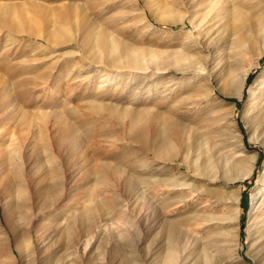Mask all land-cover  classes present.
Here are the masks:
<instances>
[{"label":"rangeland","instance_id":"374dc122","mask_svg":"<svg viewBox=\"0 0 264 264\" xmlns=\"http://www.w3.org/2000/svg\"><path fill=\"white\" fill-rule=\"evenodd\" d=\"M166 1L161 8L151 0L149 11L143 0H0V12L4 11L0 13V87L9 85L6 95L13 106L2 108L6 100L0 96V154L7 151L10 156L7 163L0 159V264L24 260L53 264L56 259L57 264H171L170 256L181 245L185 250L180 255L190 254L188 260L178 258V264H204V251L216 258L214 264H256L249 256L255 253L254 229L252 235L248 230L254 216L250 214V193L261 187L264 144L255 139V128L244 111L250 86L264 70V56L250 70L252 78L247 82L248 74L240 93H234L236 81H224L223 72L237 63L243 66L254 61L262 36L255 33L241 57L235 54V42L247 38L261 5L257 0H242L240 21L231 22L209 52L192 47L195 32L184 0H176V4ZM166 9L174 10L181 19L156 20L160 10ZM100 29L144 53L172 56L176 50H189L199 54L196 57L205 68H218L212 78L204 76L200 81L214 85L219 96L203 86L197 88L195 80H181L188 75L177 72L170 59L165 77L172 81L160 84L159 89L151 69L132 81L133 75L143 73L92 59L96 49L90 50L87 43L92 40L90 32ZM53 30L58 31L51 33ZM102 73L111 78L100 87L106 82H101ZM126 83L139 87L121 92L117 84ZM164 86L169 89L163 91ZM221 90L229 94L223 96ZM112 105L117 106L116 113L110 109ZM54 112L61 114V123L55 121ZM160 114L175 126L164 133L162 149L166 150L161 153L156 148L159 138L157 141L152 134L153 117ZM133 116L136 129L130 128ZM63 121L73 124L66 134L59 131ZM196 137L212 153L217 144L220 148L214 153L218 166L202 178L183 161L187 140ZM73 140L80 150L73 147ZM240 144L247 153L258 155L246 177L238 165L228 170L223 163L224 155L232 160L238 157ZM100 160L116 164L117 173L96 179L92 170ZM127 175L132 176L138 191L132 182H126ZM173 179L194 184L196 191L182 197V192L192 188L171 189L168 185ZM55 182L59 190L48 193L49 183ZM235 196L239 212L229 208ZM82 211L90 212L87 221L79 219ZM229 213L237 217L232 225L227 223ZM168 223L175 228L171 242ZM13 230L20 236L21 254L15 248ZM182 231L190 232L189 237L182 238ZM7 234L9 242L1 243Z\"/></svg>","mask_w":264,"mask_h":264},{"label":"bare ground","instance_id":"6f19581e","mask_svg":"<svg viewBox=\"0 0 264 264\" xmlns=\"http://www.w3.org/2000/svg\"><path fill=\"white\" fill-rule=\"evenodd\" d=\"M241 1L242 0H184L185 5H187L190 8V10L187 14V18H188L190 24L192 25L193 31L195 32V39L193 40L192 47L197 48V49H205V50H208L210 52L211 48H214L215 45L217 46L218 41L222 40V38L224 37L225 31L228 28V26L230 25V23L234 22V24H236L235 22L240 21V17L242 16V13H241L242 10L241 9L243 6L242 5L243 3L241 4ZM244 1H246V0H244ZM257 1H258V4L261 5V7H260L261 11L259 13V16L257 17L255 24L249 28L248 36L246 39H243V40L241 39V40H237V41L235 40L236 41L235 42V48H236L235 54L237 55V57H241L245 53L247 41H249V39L252 36H254L255 33L260 34L262 36V40H261V44L259 45L258 49L254 53L255 59H254V61H250V62L247 61L248 62L247 65L242 66L241 64L237 63L235 65V67L226 68V69L223 68V69H225L224 70L225 72L222 71L225 74L224 75V81L226 80L227 82H231V83H233V81H236L237 86H236V92H234L235 94L240 93L244 89V87L246 85V78H247L250 70L254 66H256L257 61L262 56H264V5L262 3V0H257ZM143 2L147 4L148 10L152 11L151 7H150L151 6V0H143ZM156 2L158 4V6L161 8L163 5L167 4L166 0H156ZM175 2H176V0L174 1V3ZM247 8H248V6H247ZM2 12H4V11H2ZM2 12H0V13H2ZM155 19L158 21H161V22L162 21H166V22L167 21H176L177 19H181V16L177 12H174V10L166 9V10H160L159 14L156 16ZM56 31H58V30H56ZM56 31L53 30L51 33H54ZM90 36H92L91 37L92 40L87 43V46L90 48V50L96 49V50L92 51V53H93L92 59H95V58L101 59V61L105 62L106 64H110L112 66H115L116 68H119V70H123L120 68L131 67V68H136L137 70L141 71V73H143L142 75L140 73H139L140 75L139 74L133 75L134 79L132 81H136L137 78L146 76L145 70L151 69L153 72L150 75H151V77H153V81H154V84L156 85V88L159 89L161 86L160 84H162L164 82L172 81L171 78L167 79L165 77V73L170 70V68H169V64H171V63H169V59H170L175 64V66H177V67H175L177 72H182V73H185L188 75L185 78H183L181 76L183 78L181 80H184V79L195 80L196 81L195 86L197 88H200L203 86L205 89H209L214 94V97L219 96V93L216 90L217 88L214 85H208L204 82H201L202 80H204L203 79L204 76H206L208 78H212L211 75H214L213 74L214 71H216L218 68H209V67L205 68V65H203L198 60V58L196 57V55H199V54L195 55L194 53L189 52V50H187V51L186 50H176L173 53H171L172 56H169V55L162 56L158 52L144 53L141 50L132 49L131 46L129 44H127L126 42L116 40L114 38V35L108 34L107 32L102 31L101 29L98 31L97 30L91 31ZM44 37L46 40L51 39L50 37H47V36H44ZM232 41H233V39H232ZM219 44H220V42H219ZM222 45H223V43H222ZM190 49H192V48H190ZM209 52H207V53L209 54ZM88 53H89V50H88ZM89 55H91V54H89ZM216 56H219V55H216ZM103 62H102V64H103ZM215 62H216V60H215ZM103 65H105V64H103ZM238 69L241 70L240 73H238V71H237ZM139 71H137V72H139ZM121 72L122 71H119V73H121ZM25 73H26V71H25ZM20 76H22V75L20 74ZM20 76H17V78ZM44 76H46V75H42L41 77H44ZM76 76H78V75H76ZM101 76H102L101 82L103 83L106 81L104 84L99 85L100 87H103L107 84V82H109V79L111 77L108 73H102ZM25 77H26V75H25ZM117 77H118L117 75H114V78H117ZM46 78L44 79V81L46 80ZM13 79H16V78H13ZM165 79H167V80L163 81ZM25 81L27 83H31L30 79H25ZM21 83L23 84V82H21ZM25 85H26V83L24 84V86ZM8 86L9 85H7V86L3 85L0 87V96H3L4 100H6L5 102H3L0 98L1 102L4 103V107H2V108H6V109L8 106H10L12 104V101H11L12 99L11 100H10V98L8 99L7 95H6L7 93H9V92H6L8 90L7 89ZM22 86L23 85H21V88H23ZM28 86H29V84H28ZM34 86H36V85L34 84ZM16 87H18V86H16ZM117 87L122 88L121 92H123L125 90L124 88L128 89L130 87H133L135 90L139 86L138 85L132 86V83H129V84L126 83V85H118L117 84ZM167 89H169V87H165V86L163 87V91H165ZM249 90H250V97L247 101V105L245 107L244 115L248 117L247 121L249 122V124L254 126V128H255L254 134H253L255 136V139H258L261 143L264 144V70L260 73V75L256 78V80L251 84ZM221 92H222L223 96L229 94V93H226L222 90H221ZM11 93H12V91H11ZM164 94H166V93H164ZM17 95H18V93H17ZM18 103H20V102H18ZM15 106H17V103L15 104ZM112 106H114V108L106 107L105 109L110 108L113 113H116L117 109L115 107H117V106L116 105H112ZM14 109H17V108L14 107ZM73 111H75V110H73ZM46 112H48V111H46ZM229 113L231 114L232 111H229L228 114ZM54 114H55V117H54L55 121L58 120V122H60L61 114H58V112H54ZM156 114H158V113H156ZM43 115H49V113L43 114ZM162 115L163 114H160V116L156 115L153 117L155 119V124H154L152 134L154 133L153 135H154L155 139L159 138V141L157 139L158 143L156 141V143L158 144V146H156V148L159 151V153H161L163 150H166L165 148L162 149L163 148V142L165 143V138H163L164 133L166 131L168 132V131L175 130V126H173L174 124L172 122L168 121V119ZM152 116H150V118ZM138 117H139V115H138ZM46 118H44L43 121H45ZM161 119L163 120V122L161 121ZM230 119H229L228 124H230V122H231ZM136 120L137 119H135L134 116L130 117V128L131 129H133V128L136 129L138 127L137 125H136L137 127H134ZM160 121L162 122V124L160 126H158L157 123H159ZM69 124H70V122H69ZM56 125H57V123H56ZM71 126L73 127V124L68 125V124H65V122L63 121V127L60 126L62 131L61 130H59V131L62 132L63 134H66L65 132H70ZM139 126H141V125H139ZM73 130H75V129H73ZM227 130H228V128L226 127L224 133H226ZM236 131H237V129H235V132ZM71 132H73V131H71ZM70 135L72 136L73 133ZM240 135L241 134L239 132L236 133V136L238 137L239 140H240ZM59 136H61V135H59ZM58 138L56 140H58V142L61 141L60 140L61 137L59 139ZM65 138H68V137H65ZM68 139H66V140L68 141ZM75 140H76V142H78L77 139H75ZM75 140H73V141L75 142ZM23 142H24V140H23ZM58 142L56 141V143H58ZM74 142H72V143H74ZM76 142L73 145V147H75V148L79 147V145H77ZM10 143L11 142L6 143L5 146L8 147L10 145ZM20 146H21V144H20ZM240 146L242 148V151H240L236 155L238 157L232 160L228 156L224 155L223 163L227 166L228 170H231L233 168V166L238 165L240 170L242 171L241 172L242 176L246 177L252 171L255 163L257 162V156L258 155L256 152L247 153L245 151L246 147L242 144H240ZM79 148H76V149H79ZM219 150H220V148H218V144H217V148H216V150H214V153L218 152ZM13 152H14V150H13ZM183 153H184L183 161L186 164V167H188V169L190 171H192L194 174H196V176H199L197 178H202L206 175H210L209 173H211L213 171V169L216 166H218L219 160L216 163L214 153H212L211 149L205 145V142L199 140L197 137L195 140H192V139L187 140V142L184 146V149H183ZM0 159H2V161H1L2 164L4 162L7 163V161L10 160L9 153H7V151H6V153L0 154ZM169 159H172V156ZM115 166H116V164L111 166L110 163L100 160L99 164H96V166L92 170V175L96 179L104 180L106 174L110 173V174L114 175L117 173V168ZM2 169H4V168H2ZM106 170H108L107 173H105ZM21 175H22V173H21ZM184 175H186V174H184ZM133 176H134V174H133ZM12 179H14V177ZM133 180L134 179L132 178L131 175H127L126 182L127 183L132 182V184H134L133 188L135 190H137V189L139 190V187L138 188L136 187V183H133ZM139 180H142V179L140 178ZM138 183H140V181ZM168 186H170L169 188L174 189V190L175 189L176 190H184L185 188H190V186H191L192 189H191V191H189V193H187V192L181 193L182 197L188 196L192 191H196L195 185L186 181V180H182V181L174 180V181H172V183H169ZM59 187H60V185L57 182L51 183V184L49 183V185L47 187V192L50 194H54L55 192H57L59 190ZM100 202H101V200H100ZM150 203L151 202H149V204ZM152 205L154 206V204H152ZM237 205H238V197L235 198L234 203L229 205V208L234 209V210L236 209V212H239ZM250 206H251L250 214L252 216L253 215L254 216L252 217V225L251 224L249 225L248 230H249V235H252L253 233H255V241H254L255 253L252 255L249 254V256L252 260L255 261L256 264H264V170H263L262 175H261V187L254 189V191H252L250 193ZM89 214H90L89 211H82V214L79 216V219L81 220V222L87 221ZM226 217L228 219L227 223H229L230 225L237 222V217L236 216L233 217L232 213L227 214ZM91 218H92V216H91ZM63 222H64V220H63ZM88 228H89V226H88ZM187 228H189V227H187ZM252 229H254L253 233H252ZM166 230H167V234H168L167 239L169 242H171L172 237L174 236V230H175L174 225L172 223H168V225H166ZM181 235H182L181 236L182 238L183 237L188 238L190 235V232L188 235L186 232L182 231ZM19 237L20 236H19L18 232L17 231L15 232L13 230V238L16 242L15 248L17 249L18 253L21 254L20 245H19V242H20ZM2 238H3V236H2ZM9 240H10V238L7 234V237H5L1 243H3V242L6 243L7 241L9 242ZM184 248L185 247L183 245H181L175 249L177 252L176 255L170 256L171 264H178L180 258L181 259L186 258L188 260L187 257L190 254V252H188V251H186L185 254L182 253L183 256L180 257L182 255V254L180 255V253L185 250ZM191 253H193V252H191ZM204 258H205L204 264H214L217 262L216 258H213V255L208 254L206 251H204ZM33 260H34V258H33ZM42 260H43V258H42ZM30 261L24 260L21 262V264H30L29 263ZM58 261L59 260L56 259V261H54L53 264H57ZM35 263H36V261L31 262V264H35ZM39 263H40V260H39ZM14 264H15V262H14ZM247 264H250V263L248 262Z\"/></svg>","mask_w":264,"mask_h":264},{"label":"trees","instance_id":"16d2710c","mask_svg":"<svg viewBox=\"0 0 264 264\" xmlns=\"http://www.w3.org/2000/svg\"><path fill=\"white\" fill-rule=\"evenodd\" d=\"M251 78H252V76L249 74V76H248V78H247V82H248L249 80H251Z\"/></svg>","mask_w":264,"mask_h":264}]
</instances>
